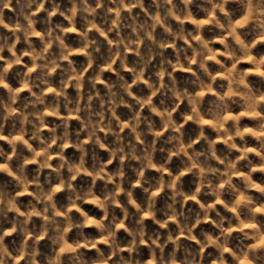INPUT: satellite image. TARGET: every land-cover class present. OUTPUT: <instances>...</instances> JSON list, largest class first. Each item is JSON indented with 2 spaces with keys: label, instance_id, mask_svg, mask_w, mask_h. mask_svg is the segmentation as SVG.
<instances>
[{
  "label": "clouds",
  "instance_id": "obj_1",
  "mask_svg": "<svg viewBox=\"0 0 264 264\" xmlns=\"http://www.w3.org/2000/svg\"><path fill=\"white\" fill-rule=\"evenodd\" d=\"M0 264H264V0H0Z\"/></svg>",
  "mask_w": 264,
  "mask_h": 264
},
{
  "label": "rangeland",
  "instance_id": "obj_2",
  "mask_svg": "<svg viewBox=\"0 0 264 264\" xmlns=\"http://www.w3.org/2000/svg\"><path fill=\"white\" fill-rule=\"evenodd\" d=\"M259 176V174H257ZM86 207L91 208V205H87ZM89 231H92L91 229H89Z\"/></svg>",
  "mask_w": 264,
  "mask_h": 264
}]
</instances>
